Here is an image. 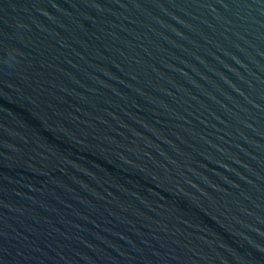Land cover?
<instances>
[{
	"label": "water",
	"instance_id": "95a60500",
	"mask_svg": "<svg viewBox=\"0 0 264 264\" xmlns=\"http://www.w3.org/2000/svg\"><path fill=\"white\" fill-rule=\"evenodd\" d=\"M0 264H264V0H0Z\"/></svg>",
	"mask_w": 264,
	"mask_h": 264
}]
</instances>
